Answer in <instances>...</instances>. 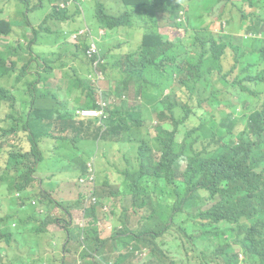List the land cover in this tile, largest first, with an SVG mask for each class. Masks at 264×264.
I'll use <instances>...</instances> for the list:
<instances>
[{"label": "trees", "instance_id": "16d2710c", "mask_svg": "<svg viewBox=\"0 0 264 264\" xmlns=\"http://www.w3.org/2000/svg\"><path fill=\"white\" fill-rule=\"evenodd\" d=\"M53 1L30 0L27 11L20 12L27 25L16 27L25 37L30 28L34 37L52 39V46H63L59 53H33L21 45L31 58L15 76L22 60L20 39L5 50L0 46V81L7 73L9 78L0 89V122H14L0 125V207H10L7 201L13 199L23 207L35 197L40 202L48 198L36 178L44 149L55 153L63 148V162L75 141H94L101 128L111 127L103 137L122 133L120 155L112 160L107 148L104 157L114 161V169L121 167L117 182L126 188L117 185L106 194L124 200L130 195L129 207L139 219L132 224L128 208L121 226L107 233L97 219L98 198L88 210L89 225L67 233L59 264H80L79 255L87 264H132L141 248L150 250L145 264H209L214 258L212 264H223L228 255V264H239L240 254L248 257L246 264H264V0H226L220 16L226 25L236 24L238 36L216 32L207 23L220 0H156V12L112 22L99 2L94 16L100 27L111 31L136 19L135 28L144 34L134 50L105 41L97 53L89 51L95 40L91 31L74 44L60 32L69 29L76 11L56 6L34 14ZM131 1L149 8V0ZM16 27L11 20H0V37L12 35ZM172 27L184 33H163ZM74 30H68L69 39ZM95 62L112 98L102 124L75 119L76 108L97 107L94 82L86 78ZM55 69L61 71L59 84L40 88L42 80L49 84ZM62 90L65 97L59 99ZM234 117L232 131L242 128L239 145L222 136ZM18 125L24 137L21 144L11 143L6 139L19 135ZM130 146L134 156H129ZM13 215L0 214V264L8 255H3L2 244L8 251L14 248L10 241L15 234L6 223Z\"/></svg>", "mask_w": 264, "mask_h": 264}, {"label": "crops", "instance_id": "0c3cea01", "mask_svg": "<svg viewBox=\"0 0 264 264\" xmlns=\"http://www.w3.org/2000/svg\"><path fill=\"white\" fill-rule=\"evenodd\" d=\"M149 8L146 9V6H144L142 3L139 2H133L131 0H78L77 3H72L69 5L61 6V1L56 0L50 3L49 8L47 11H50V7H62L65 9H69L70 13L73 11L77 12V15L74 16L73 21L69 22V29H80V28H88L89 31H91L94 34L95 40H93L99 49L103 47L104 42L111 44L112 46L117 45L120 43V48L124 51V35L122 33V29L124 26H119L111 31L106 30L103 27H100L95 19V12L98 6V3H101V12L105 19L108 21H119L121 19H125L130 14H135L136 12H144L147 15L152 14L153 12H156L155 6H156V0H149ZM135 6V9H132V7ZM19 7L17 3H14L13 10ZM69 29H62L60 32H63L64 35H66L67 40L69 39V33L71 31H68ZM75 31V30H74ZM28 34L31 35V29L28 28ZM63 35V37H64ZM25 40L22 38L20 40L17 50L20 52L24 47L27 50H31L33 53H40V52H49L50 50L55 51V53H59L63 46H58L51 44L52 39H47L43 37H34L32 36L30 41L28 38L30 36H24ZM60 41V40H59ZM71 41V40H70ZM79 43V42H72L71 44ZM37 46H43V48H36ZM33 65V64H32ZM69 66H65L64 68H68ZM58 70L60 72L59 79L56 81L55 84L52 82V76L48 78L46 81L49 82V84L45 83L42 80V87H55L57 84H59V81L61 79V71L59 69H55V71ZM33 74L32 71L28 73V75ZM34 75V74H33ZM89 75H92V77H89ZM95 72H94V66L90 65V69L86 74V78L93 80ZM104 81L107 82L105 78V74L101 73L99 78V87L93 86L94 96L97 101V99L100 96V93L104 92L103 83ZM40 87V88H42ZM16 88V87H15ZM30 97L29 94H26ZM105 96L108 99H112L108 92V82H107V92L105 93ZM65 97L64 90L60 91L59 93V99H63ZM86 108H95V107H86ZM77 109V108H76ZM75 109V110H76ZM76 120H82L75 117ZM97 124V123H96ZM98 125V124H97ZM99 126V125H98ZM110 128H101L99 137L94 140H77L74 143V146L72 148L71 155L63 161V168L62 173L57 177L53 178V180L58 179L59 182L56 184H53V180L48 184H44V180L40 176H36L39 186H42L44 189L49 192L51 189L58 190L59 193H65L66 197L60 198L57 197L55 193H52V203L50 207H44V205L41 207L39 203H44L47 199H44L43 201H39L38 198H33L30 200V206L33 208L32 210L29 209L26 205L23 207H18L17 200L13 199L10 201H7V203L10 205L0 207V214L6 215L7 213L14 214L11 218H13L12 226L13 227H19L21 224H23L27 229L28 233L32 235H41L47 230L49 232H54V236L51 238L52 242H61L59 244L60 250L64 242H66L67 239V233L69 231L73 232L74 234H77L81 230H83L87 225H89V221L91 218L89 217L88 210L93 208L92 206V197H97L100 200V203L97 204L95 207H97V219L99 221L100 226L103 228H106L107 233H112L113 229L119 225L121 226L122 220L124 217V211L128 208V216L132 222V224L137 223L139 216L137 217L136 214H133L132 209L129 207V198L130 195L127 197L128 199H125L123 197H118L112 194H106V191H108L111 188L116 187L117 185L121 186V189L126 188V184L123 186L118 184L117 178L119 176V172L121 167L117 169H111L109 167H106L103 162L104 157V151H107V148H114V147H120L122 144V133L120 135H117L114 131L106 135L107 137H103L106 133L110 132ZM26 134V133H25ZM27 135V134H26ZM135 149L133 146H130L129 149V156H134ZM105 158V157H104ZM88 162H92L95 168L93 180H85L83 182H80L79 180L85 176V169ZM76 181L79 190L76 194V196L68 195L70 192L63 191L62 187L63 184H66L68 181ZM7 188L4 186L2 189V192L6 191ZM37 191V190H36ZM139 191L132 192L133 194H136ZM73 198L77 199L78 201L76 203H73ZM104 202H110L112 203V215L111 216H102V212L100 211L101 205ZM57 203H62L66 205V208L63 210L59 207H56ZM47 211L48 218L54 220V217H57L56 213L59 212L60 214L69 217V219H65V221H68L70 227L68 228H61L57 229L55 227V224L44 228V221H38V215L43 211ZM106 214H111L107 212H103ZM105 214V215H106ZM104 215V216H105ZM29 216H31L30 221L26 223H20L18 222V218L22 217L24 219H28ZM47 224V222H45ZM16 240V235L11 239ZM10 241V242H11ZM76 240L73 239L70 242H75ZM39 242H42L39 240ZM69 242V243H70ZM19 242H13L14 248L9 249L6 246L5 243L2 245L5 246L2 249L3 255L8 254L6 257H4V264H20L15 263L12 261L11 256L12 253H14L17 250H21L23 247L18 246ZM5 250V251H4ZM31 254H35L34 251H30V254L28 256L29 261L28 264H59L60 261L57 260L53 254H46L44 253L43 256L40 257L39 260H33L31 257ZM80 256V255H79ZM78 258L80 264H87V260L83 257ZM151 256L150 250L148 248H141L135 251V255L132 261V264H145V262L149 259ZM22 259V257H19ZM98 258L101 260V257L98 256ZM20 259V260H21ZM114 259V258H113ZM70 261V260H69ZM107 264H114V262H108Z\"/></svg>", "mask_w": 264, "mask_h": 264}, {"label": "rangeland", "instance_id": "374dc122", "mask_svg": "<svg viewBox=\"0 0 264 264\" xmlns=\"http://www.w3.org/2000/svg\"><path fill=\"white\" fill-rule=\"evenodd\" d=\"M14 3H17V5L19 7H17L16 9L13 10ZM225 3H226V0H220L216 4L215 8L211 11V12H213V14L208 19V22L210 23L211 28L215 31H220L221 29H223V34L230 33L231 35L238 36L239 34L237 33L238 31L236 29L237 28L236 24H227L225 26L224 18L220 16L221 10H222L223 6L225 5ZM29 7H30V0H0V9L1 8L4 9V10H0V20H2V19L11 20L14 23L15 27H16V24L20 23V22H22L23 25H27V19L28 18L21 15L20 12H22L23 10L27 11V8H29ZM230 7L231 6H229V9H230ZM48 8H49V5L47 3H43V5L41 7L37 8V10L34 12V14H36V15L42 14ZM139 14H143V15L147 16V14H145L142 11H140L139 13L138 12L135 13V15H139ZM11 15H12V17L10 18ZM28 15H29V19H30L31 13H28ZM33 21L36 22V20H33ZM137 21L138 20H136V19H132L131 20L132 25L124 26V28L122 29V33L124 35L123 39L125 41L124 51L134 50L136 48V46L138 47L141 43L144 32H141L139 29L135 28ZM162 31L164 34L168 33L167 35H176L179 33V31L182 34L184 33V30H179L176 27H172L170 30L163 29ZM32 36L33 35L31 34L30 38H28L29 41H30ZM262 37H264V35ZM22 38L25 40L22 28L16 27L15 32L12 35H9L5 38L0 37V46L2 47V49L5 50L6 46L10 44V41H14V40H18V39L21 40ZM223 39L230 41L227 37H224V36H223ZM22 42H24V41H22ZM36 48H43V46H37ZM20 52H21L22 60L19 63V65L17 66V69L15 71V76L20 74V72H21L20 67L28 64L30 62V58H31L30 51L29 52L20 51ZM11 61L12 60L9 59V62H11ZM31 65H32V63H31ZM229 65L230 64H226L227 67H229ZM7 76H8V73L5 74L3 79H1L0 89L4 87V85H3L4 81L8 84L9 78ZM59 76H60V72L58 70H56L55 73L52 75L53 84L56 83V81L59 79ZM26 77L27 76H25L23 79H26ZM28 78L33 79L34 75L33 74L28 75ZM38 86L42 87L43 86L42 82H40ZM103 88H104L103 94L105 96V93L107 92V82L106 81H104V83H103ZM149 114L152 118L155 117V114L153 111H150ZM4 115L6 116L7 113H4ZM236 121L237 120L234 117L233 119L230 120V122L227 123L228 130L222 136L232 137V138L236 139V142L239 145L241 139L243 138V135L241 134L242 128H240V130L238 132H235V130H234V132L232 131L233 128H235L234 123ZM2 124L6 127H10V126L14 125V122L10 119H7L4 121H1L0 125H2ZM16 131L20 136L19 135H12V136L8 137L6 140L9 139L11 141V143H12V141H14V143H16V144L17 143L21 144L22 137H24L22 134L21 125L16 126ZM63 151H64L63 148H59L58 150L55 151V153L49 151V149L46 152L44 149L43 158H42L41 162L37 165V175L40 176L44 180L45 185H48L53 180L54 177L57 178L62 173L63 163L61 161V156L63 154ZM109 155H110L112 160L117 159L120 155L119 148L118 147L111 148ZM103 162H104V165L106 167L111 168V165L107 163V160L104 157H103ZM0 164H2V163H0ZM57 182H59L58 179L53 180V184H56ZM62 190L63 191L68 190L70 192L68 195L76 196V194L79 190V187H78L76 181L71 180V181H68L66 184H63ZM52 193H55L56 196L60 197V198L66 197L65 193H63V192L59 193L58 190L56 191V189H51L49 192L45 193L46 195H48L47 200L44 203H39V205L41 207L43 205L45 208L47 206L50 207V205L52 203V199H53ZM77 201H78L77 199L73 198V203H76ZM27 207L31 210L33 209L29 204L27 205ZM100 211L102 212L103 217H105L104 215L106 214L103 212H107V213L112 214V203L103 201V204L101 205ZM56 215H57V217L54 220L49 219L47 211L43 210L38 215V221H41V222L44 221V228H46V230H47V227H49L53 224H55V227L58 230L61 228L70 227L68 221H65V219H69V217H67V216L64 217V215L60 214L59 212H57ZM12 222H13V218H8L6 221L8 230H10L11 232H13L16 235V240H12L11 242H19L18 246L20 248L23 247L21 250H17L14 253H12V255H11V256H13V257H11L12 261H14L15 263H20V264H28V261H29L28 256L30 254V251L35 252V254H31V257L33 258V260H39L40 257L43 256L44 253L53 254L54 257L58 260V254L60 252L59 244L61 242H52L51 238L54 236V232H49L47 230V232L41 234L40 236L37 234L31 236L28 233V229L23 224H21L19 227H13ZM45 222H47V224ZM39 240H41L42 242H39ZM19 257H22V259ZM228 257H229L228 259L223 260V264H228L232 260V257L230 255H228ZM247 258L245 256H243L242 254H240L239 264H246ZM214 260H215V258L212 259V261L209 264H212V262ZM45 264H48V263H45Z\"/></svg>", "mask_w": 264, "mask_h": 264}, {"label": "built area", "instance_id": "2783aa9c", "mask_svg": "<svg viewBox=\"0 0 264 264\" xmlns=\"http://www.w3.org/2000/svg\"><path fill=\"white\" fill-rule=\"evenodd\" d=\"M78 0H67V1H61V6H65V5H69L72 3H77ZM86 31H88V28H80L75 30L71 36H70V40L71 41H76L78 39V37L82 34H84ZM99 48L97 46V44L92 41L90 44V48L89 51L92 53H97L99 52ZM97 62H95L94 67L96 65ZM94 72H95V76L93 79L94 85L99 87V78L101 75V72L98 70H95L94 68ZM92 77V75H91ZM112 100V99H111ZM111 100L108 99L106 96H104V94L100 93L99 98L97 99L96 103H97V107L96 108H77L75 110V117L78 119H95L98 121V124H102L103 120L107 117V108L109 106V104L111 103ZM93 176H94V167L93 164L91 162L87 163V168H86V175L81 178L79 181L83 182L85 180H89L92 181L93 180ZM98 198L97 197H92V201H97Z\"/></svg>", "mask_w": 264, "mask_h": 264}, {"label": "clouds", "instance_id": "9594fccd", "mask_svg": "<svg viewBox=\"0 0 264 264\" xmlns=\"http://www.w3.org/2000/svg\"><path fill=\"white\" fill-rule=\"evenodd\" d=\"M63 1H67V0H63ZM181 14H183V11L181 12ZM210 18V17H209ZM208 18V19H209ZM207 23L208 24H210L209 22H208V20H207ZM224 24L226 25V23H225V21H224ZM210 27H211V25H210ZM212 29V28H211ZM222 30V29H221ZM215 31V30H214ZM216 32H218V31H216ZM106 159V158H105ZM107 160V163L108 164H110L111 165V169H114V166H113V163H114V161H112V160H108V159H106ZM92 163V162H91ZM93 164V163H92ZM93 167H94V165H93ZM86 168H87V165H86ZM94 172H95V168H94ZM85 175H86V169H85Z\"/></svg>", "mask_w": 264, "mask_h": 264}]
</instances>
